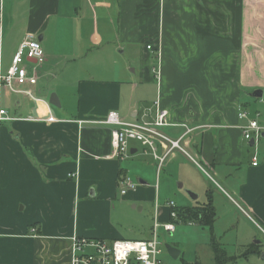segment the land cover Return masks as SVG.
I'll list each match as a JSON object with an SVG mask.
<instances>
[{
  "label": "crops",
  "instance_id": "crops-1",
  "mask_svg": "<svg viewBox=\"0 0 264 264\" xmlns=\"http://www.w3.org/2000/svg\"><path fill=\"white\" fill-rule=\"evenodd\" d=\"M0 13V75L27 35L45 52L30 95L1 92L10 119L0 124V264H71L73 237L149 239L153 230L119 227L129 208L153 204L154 225L171 220L173 200L141 173L149 148L132 141L127 160L113 157L104 122L112 111L153 121L156 102L170 139L182 138L172 164L194 159L206 171L202 204L188 194L177 211L204 205L211 189L215 228L244 220L264 237V132L253 145L243 137L249 119L264 127V0H0ZM129 50L140 52L132 62ZM138 171L122 196L120 181Z\"/></svg>",
  "mask_w": 264,
  "mask_h": 264
},
{
  "label": "built area",
  "instance_id": "built-area-1",
  "mask_svg": "<svg viewBox=\"0 0 264 264\" xmlns=\"http://www.w3.org/2000/svg\"><path fill=\"white\" fill-rule=\"evenodd\" d=\"M1 18L0 13V20ZM148 49H151V46H148ZM44 62L45 52L40 41L34 35H27L22 40L8 71L0 75V124L10 119L8 111L2 104L1 92L8 89L23 91L30 95L28 88L36 85L39 68ZM155 105V118L150 122L128 124L123 121L118 112L108 113L104 122L113 127L111 130L113 157L123 160L129 156L130 142L136 141L152 150L154 157L159 161L160 168L171 153L182 150V138L172 140L159 132V129L171 124L168 110L161 108L159 102H156ZM239 118L249 119L248 113L241 110ZM263 132L264 127L257 120L249 119L248 124L243 126V137L248 141L259 140ZM157 140L164 146L165 153L163 155L157 153ZM253 165H258L257 156L253 157ZM201 169L205 171L203 167ZM136 188L137 184L128 176L119 183L122 196L135 191ZM169 207L171 208V220L162 225L156 221L152 236L146 240L119 239L109 243L104 240L73 237L71 240V264H165L162 259V244L158 240L157 230L161 226L165 232L172 233L176 229L175 224L179 221L176 204L170 201ZM32 231L36 232V229Z\"/></svg>",
  "mask_w": 264,
  "mask_h": 264
},
{
  "label": "rangeland",
  "instance_id": "rangeland-1",
  "mask_svg": "<svg viewBox=\"0 0 264 264\" xmlns=\"http://www.w3.org/2000/svg\"><path fill=\"white\" fill-rule=\"evenodd\" d=\"M139 53V51L136 52L129 50V52H126L124 58L126 57L127 61L132 62V59L138 56ZM159 132L170 139V136L166 133L165 129H159ZM160 151L161 149L158 148L157 153L160 154ZM190 153L195 157L194 152L190 151ZM140 154H142L141 160L144 165L146 164V168H144L143 171H141V169L139 171L146 175L150 184L160 186V199L168 200V202L169 200H173L180 206L183 204V197L189 199L188 192H193L199 195L198 203L202 204L206 187L204 188L203 186L201 175L205 178L206 176L198 166L197 160L195 161L194 159L191 160L187 158L189 163L187 162L184 164V167L180 168V166L174 163L172 164L173 156H171L166 158L162 164L163 166H161L162 168L160 167L158 172L154 161L156 158L154 157L152 150H141ZM127 158H129V156L124 158V160H127ZM151 159H153L154 164L148 166V161H151ZM178 168H180L185 175L180 173ZM141 173L139 172L140 175L133 173L132 178L135 181V184L138 183V178L143 177ZM186 176L189 179H187ZM189 180L195 182L194 186L197 189L189 187ZM178 182L183 183L182 188L178 187ZM151 206H153L152 209H150ZM150 207L146 206V209L142 212L138 209L133 210L132 208H129L127 210L128 214L125 217L126 221H120L118 224L119 227L129 233H140L153 230L154 205L151 204ZM235 216L237 217V214L230 213V217L235 218ZM236 223L237 224L233 226L237 227H230L227 223L223 224L222 220H220L217 227H214L213 232H211L209 228L198 223L175 224L176 229L172 233L165 232L160 226L157 233L158 240L162 244V259L164 260V263L194 264L195 262H200L201 264H215L213 261V254L210 250V243L213 234L217 240H220L229 256L236 258L234 264H264V259L262 258L264 255V237L258 235L255 236L248 222L240 220L239 223L238 221ZM142 239V237H124L122 240L137 241ZM256 241H261V243L258 244ZM167 246L180 251V256L174 258L169 252Z\"/></svg>",
  "mask_w": 264,
  "mask_h": 264
},
{
  "label": "trees",
  "instance_id": "trees-1",
  "mask_svg": "<svg viewBox=\"0 0 264 264\" xmlns=\"http://www.w3.org/2000/svg\"><path fill=\"white\" fill-rule=\"evenodd\" d=\"M179 221L177 223H198L204 227L214 230V223L216 220V210L212 200V190L207 192V202L198 207L178 210ZM210 250L213 254V261L215 264H234L236 258L229 256L224 246L212 234L210 243ZM194 264H201L195 262Z\"/></svg>",
  "mask_w": 264,
  "mask_h": 264
},
{
  "label": "water",
  "instance_id": "water-1",
  "mask_svg": "<svg viewBox=\"0 0 264 264\" xmlns=\"http://www.w3.org/2000/svg\"><path fill=\"white\" fill-rule=\"evenodd\" d=\"M250 95H251L252 97H255V98H262V96H263V92H262L261 90H257V91H255V92L251 93ZM50 103H51L52 105L59 106V102H58L57 97H56L55 94H53V95L51 96ZM251 144L253 145V144H254V141H251ZM180 187H181V185H180ZM188 194H189V196L191 197V199H193V200H196V199L198 198V196L195 195V194L192 193V192H188ZM167 248L169 249V252L171 253V255H172L174 258H178V257H179V255H180V251H178V250H176V249H174V248H172V247H169V246H167Z\"/></svg>",
  "mask_w": 264,
  "mask_h": 264
},
{
  "label": "bare ground",
  "instance_id": "bare-ground-1",
  "mask_svg": "<svg viewBox=\"0 0 264 264\" xmlns=\"http://www.w3.org/2000/svg\"><path fill=\"white\" fill-rule=\"evenodd\" d=\"M219 27V26H218ZM224 29V28H223ZM202 44V43H201ZM202 49V48H201ZM198 52V51H197ZM192 54V53H191ZM200 54H201V52H200ZM231 54V53H230ZM234 56V55H233ZM193 58V57H192ZM200 58V57H199ZM201 58H203V57H201ZM224 58V57H223ZM202 60V59H201ZM197 61V60H196ZM221 62V61H220ZM183 63V62H182ZM194 63H195V61H194Z\"/></svg>",
  "mask_w": 264,
  "mask_h": 264
}]
</instances>
